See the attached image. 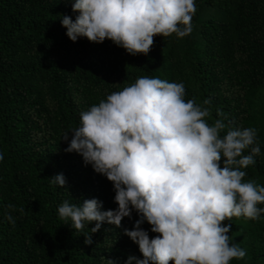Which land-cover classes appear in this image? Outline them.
I'll return each mask as SVG.
<instances>
[{
    "label": "trees",
    "instance_id": "obj_1",
    "mask_svg": "<svg viewBox=\"0 0 264 264\" xmlns=\"http://www.w3.org/2000/svg\"><path fill=\"white\" fill-rule=\"evenodd\" d=\"M72 3L0 0V264H124L130 255L142 258L124 235L139 218L135 211L119 228L103 223L87 245L83 234L95 222L82 233L57 212L65 200L92 198L102 202V211L116 209L113 184L80 154L66 152L68 141L61 137L69 131L71 139L82 111L142 76L183 83L185 100L210 99L209 123L222 119L255 128L260 154L241 170L245 181L264 186V0H195L189 35H157L147 55L135 56L108 39L71 41L61 18L78 15ZM60 173L64 188L49 183ZM224 223L247 253L230 264H264V213ZM141 227L150 238L156 235L146 221Z\"/></svg>",
    "mask_w": 264,
    "mask_h": 264
},
{
    "label": "clouds",
    "instance_id": "obj_2",
    "mask_svg": "<svg viewBox=\"0 0 264 264\" xmlns=\"http://www.w3.org/2000/svg\"><path fill=\"white\" fill-rule=\"evenodd\" d=\"M196 10L195 0H73L78 15L74 20L62 16L61 24L73 42L79 37L94 43L108 39L130 55H147L157 35H189ZM210 104L207 98L202 104L185 100L183 83L142 76L82 111L71 139L69 131L61 137L68 141L65 151L80 154L85 165L113 184L117 207L102 211L96 198L78 204L65 200L57 209L59 219L82 233L95 222L83 234L87 245L90 233L103 223L119 228L135 211L139 218L124 235L138 245L142 258L130 255L124 264H230L243 259L247 253L232 242L231 224L224 221L241 216L256 220L264 213L258 207L264 204V186L245 181L241 170L260 154L257 130L226 125L222 119L209 123L211 110L205 106ZM48 179L65 187L62 173ZM6 219L15 223L11 214ZM145 221L156 234L152 238L141 227Z\"/></svg>",
    "mask_w": 264,
    "mask_h": 264
}]
</instances>
